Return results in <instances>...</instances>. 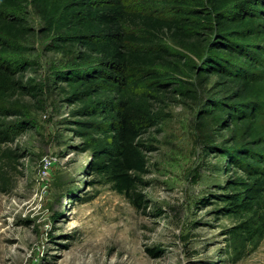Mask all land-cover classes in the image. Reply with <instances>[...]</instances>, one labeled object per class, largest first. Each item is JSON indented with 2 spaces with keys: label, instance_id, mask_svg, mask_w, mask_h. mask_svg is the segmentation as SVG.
Masks as SVG:
<instances>
[{
  "label": "rangeland",
  "instance_id": "374dc122",
  "mask_svg": "<svg viewBox=\"0 0 264 264\" xmlns=\"http://www.w3.org/2000/svg\"><path fill=\"white\" fill-rule=\"evenodd\" d=\"M161 1L128 4L146 13L161 10ZM3 11L27 31L12 59L26 64L17 78L28 90L8 104L11 115L0 116L14 134L1 146L8 158L0 163V264H264V239L239 259L225 253L224 232L233 221L206 203L222 184L225 161L218 157L229 132L205 118L208 100L224 93L215 76L191 72L199 40L170 32L160 38L181 60L182 74L177 91L155 109L159 125L142 138H154L156 150L147 155L145 204L136 209L87 172L90 155L68 123L76 105L64 101L59 77L80 67L77 47L55 45L32 0ZM44 158L52 161L47 172Z\"/></svg>",
  "mask_w": 264,
  "mask_h": 264
},
{
  "label": "trees",
  "instance_id": "16d2710c",
  "mask_svg": "<svg viewBox=\"0 0 264 264\" xmlns=\"http://www.w3.org/2000/svg\"><path fill=\"white\" fill-rule=\"evenodd\" d=\"M128 1L32 0L55 45L77 47L80 67L59 80L64 101L76 105L68 123L90 155L86 170L134 208L145 204L140 188L156 141L142 138L159 125L155 109L182 74L181 60L159 41L165 32L199 40L191 72L215 76L224 93L208 100L205 118L229 132L218 157L222 184L206 203L233 221L225 253L239 259L264 239V0H162L161 10L146 13ZM19 5L0 0V54L8 55L0 59V116L11 115L8 104L28 90L17 78L26 64L12 59L27 31L3 11ZM7 129L0 123V163L8 158L1 146L14 137Z\"/></svg>",
  "mask_w": 264,
  "mask_h": 264
},
{
  "label": "built area",
  "instance_id": "2783aa9c",
  "mask_svg": "<svg viewBox=\"0 0 264 264\" xmlns=\"http://www.w3.org/2000/svg\"><path fill=\"white\" fill-rule=\"evenodd\" d=\"M52 161L48 158H44L41 162L42 170L47 172V170L51 167Z\"/></svg>",
  "mask_w": 264,
  "mask_h": 264
}]
</instances>
